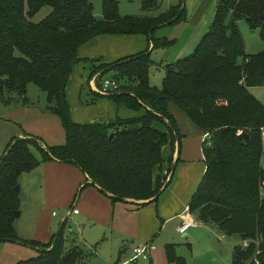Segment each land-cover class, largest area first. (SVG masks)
<instances>
[{"label": "trees", "instance_id": "obj_1", "mask_svg": "<svg viewBox=\"0 0 264 264\" xmlns=\"http://www.w3.org/2000/svg\"><path fill=\"white\" fill-rule=\"evenodd\" d=\"M158 5L157 0L142 2L145 10ZM43 6L51 12L31 21ZM102 10L98 20L90 0H0V96L24 95L28 84H35L46 93L47 110L65 132L63 145L43 147L41 139L25 134L6 146L0 157V242L37 247L36 256L15 264H80L81 248L64 246L65 221L49 244L17 236L13 222L20 208L15 189L19 176L54 159L75 164L112 200L155 201L169 174L161 175L162 149L173 148L181 137L168 111L174 103L207 133L205 171L188 212L199 222L214 223L225 235L239 236L232 264H264V104L249 90L264 85V49L246 53L237 24L244 19L264 42V0H216L209 29L192 53L166 64L161 87L149 82L148 49L101 66L108 68L101 75L110 70L118 74L119 87L108 97L135 111L144 108L145 114L114 123H80L72 117L65 93L79 47L101 34H144L152 49L166 47L171 41L154 32L182 18L185 7L179 0L155 16L121 15L117 0H102ZM164 252L168 264H185L174 243H167Z\"/></svg>", "mask_w": 264, "mask_h": 264}, {"label": "crops", "instance_id": "obj_2", "mask_svg": "<svg viewBox=\"0 0 264 264\" xmlns=\"http://www.w3.org/2000/svg\"><path fill=\"white\" fill-rule=\"evenodd\" d=\"M211 7L210 16L206 17L202 15L203 17H213L216 0L213 1ZM151 48L152 44H149L147 36L144 34H101L81 45L78 49L79 61L73 66L65 89L67 101L74 120L80 123H114L117 119L143 116L145 114L144 108L135 111L127 107L124 103L117 105L108 95L100 93L99 88L101 87L102 81L109 77V75H106L110 74L111 77L115 74L114 71L110 70L101 75L103 70L106 71L108 69L102 68L101 66L135 55L146 49H150L151 54L153 50ZM179 54L170 59H165L163 62H174L181 58ZM94 70L95 73L91 76ZM249 90L264 104V85L250 87ZM170 104L168 111L176 121L181 137L179 143L176 142L173 148L170 145L163 147L161 175L163 177L167 176L169 172L168 176L170 175L172 177L174 168H171V163L174 162V166L177 168L179 166V170L186 173L184 183L181 184L180 177L175 178V182H173L167 194L161 200H158V198L155 201H150V199L112 200L108 194L93 184L87 175L75 164L54 159L41 162L37 167L29 172L22 173L19 177L21 191L24 190V186L22 185L24 180H36V185L31 188L29 185H26L25 191L26 193H38L41 197L37 203L39 207L37 216L29 225V235L23 234L20 238L33 240L41 244H49L55 235L52 228V222L54 221L52 214L54 212L50 211L53 206L66 209V213L61 217L62 222L59 225L60 227L68 217L79 216L83 221L92 222L94 225H112L113 231L120 233L121 231L119 229H122L120 225L124 224V217L122 215H125L126 210H128L134 211L128 219V223L132 227L129 229L131 232L141 233L147 229L148 236L153 235L158 232L156 230L158 221L163 224V222L173 219L179 220L176 225L178 228L182 222V214L188 210L190 198L205 171L202 146L204 140L207 139V135L205 131L195 125L184 111L181 112L177 105L178 108ZM137 126L133 125L130 127ZM154 127L162 131L165 130L164 126L160 123H155ZM25 134L41 139L43 147L44 144L55 146L65 143V132L56 115L47 114L35 106H17L4 111L0 116V157L13 138L23 137ZM261 135L263 139L261 167L264 170V134ZM260 195L264 198V183L261 185ZM32 200L33 202L36 200L35 195ZM73 208H77L78 213H73ZM155 210L156 212L154 214ZM23 212L24 210L21 208L19 218H21ZM143 212L145 213L144 215L142 214ZM189 215L197 222L196 226H191L193 228L201 224L212 225L217 228L214 223L199 222L195 214ZM27 221L29 222V220ZM126 228V231H128V227ZM185 233L184 237H186ZM220 233L225 235L221 231ZM152 240L153 238L151 237L145 241L148 243L151 242L155 246L150 251L149 257L157 250ZM135 245L127 246L124 240L120 243L118 251L120 261L122 250L129 255L130 261L131 250ZM37 253L38 249L36 246L33 247L20 242H0V264H15L20 260L34 257Z\"/></svg>", "mask_w": 264, "mask_h": 264}, {"label": "rangeland", "instance_id": "obj_3", "mask_svg": "<svg viewBox=\"0 0 264 264\" xmlns=\"http://www.w3.org/2000/svg\"><path fill=\"white\" fill-rule=\"evenodd\" d=\"M118 11L121 15H135V16H155L166 11L172 4H176L179 0H157L159 5L151 10L142 8L144 0H117ZM214 0H184L185 12L184 16L179 20L158 27L155 32V37H163L170 40L171 43L162 48H154L150 54L152 61L149 70V82L152 86L161 87L162 78L165 75V67L167 63L163 61L175 57L180 53L181 57H185L192 53L200 38L207 32L212 22L210 16L211 4ZM93 5V15L96 19L103 18L102 0H90ZM50 6H43L32 18L33 22H39L51 12ZM202 15L206 16L203 17ZM241 34L244 39L245 52L254 54L264 49V42L259 36V30H252L244 19L237 21ZM152 49V48H151ZM150 50V49H149ZM241 62V59H239ZM110 74H107L106 76ZM120 82H123L121 80ZM27 99L30 102H24ZM46 93L40 90L35 84H28L25 94L18 96L16 94L5 95V100L0 96V116L8 109H13L20 106H35L39 110L52 114L47 110ZM170 105L176 106L171 103ZM178 108V107H177ZM181 110V109H179ZM182 112V110H181ZM54 115V114H53ZM55 116V115H54ZM264 126V125H263ZM262 134V133H261ZM36 154V153H35ZM171 168H174L173 175L168 176V183L165 190L157 197L161 200L170 189L175 178L180 177L181 184L184 183L186 177L185 172H181L174 162L171 163ZM25 173V172H24ZM20 177V176H19ZM171 177V178H170ZM36 180L26 179L22 185L24 190H20L18 179L20 198V208L24 210L21 218L15 217L13 227L18 237L29 235V225L33 219L36 218L39 211L37 203L41 197L38 193H26V185L30 188L36 185ZM35 195V201L33 197ZM31 206H30V205ZM54 212L53 216V233H57L62 222L61 217L66 213V209H60L53 206L50 210ZM134 212V211H133ZM132 211L126 210L122 229L120 233L113 231L112 225H94L92 222L83 221L81 217L70 216L65 221L63 228L64 246L71 247L77 244L83 251L84 258L80 264H116L119 257V245L124 240L127 246H132L137 243H146L147 239L153 238L152 242L156 245L151 257H139L134 261H129V255L122 250L121 261L119 264H168L164 252V246L167 243H174L176 254L185 259V264H232L231 250L235 244L241 242L238 235H222L214 226L201 224L196 228L191 227L184 233L177 231L178 219L165 221L163 224L158 221L155 234L148 236L147 229L144 232H131L132 227L128 223ZM156 210L154 211L155 214ZM145 214L144 212L142 213ZM19 216V215H18ZM19 219V220H18ZM29 220V222L27 221ZM24 222L23 224H21ZM26 222V223H25ZM124 227V228H123ZM128 227V231L127 228ZM146 233V234H145ZM16 243V242H15ZM125 260H127L125 262Z\"/></svg>", "mask_w": 264, "mask_h": 264}, {"label": "built area", "instance_id": "obj_4", "mask_svg": "<svg viewBox=\"0 0 264 264\" xmlns=\"http://www.w3.org/2000/svg\"><path fill=\"white\" fill-rule=\"evenodd\" d=\"M118 87H119L118 82L115 79L108 77L102 81V84H101V87L99 88V91H100V93L107 95V94H110V93L116 91L118 89ZM261 133L264 134V126L261 127ZM206 135H207V133H206ZM72 212L78 213V209L73 208ZM189 214L190 213L188 212V210L185 211L184 214H182V222L177 228L178 232L185 233L189 227L197 225V222L195 221V219H193V217ZM154 247L155 246L151 242L150 243H148V242L139 243V244L135 245L131 250L130 261H134V260L138 259L139 257H142V258L149 257V253L152 249H154Z\"/></svg>", "mask_w": 264, "mask_h": 264}, {"label": "water", "instance_id": "obj_5", "mask_svg": "<svg viewBox=\"0 0 264 264\" xmlns=\"http://www.w3.org/2000/svg\"><path fill=\"white\" fill-rule=\"evenodd\" d=\"M111 78L112 79H117L118 78V74L117 73H115V74H113L112 76H111ZM25 101H28L27 99H25ZM241 136H245L246 137V134H244V133H241L240 134ZM111 136H113V134H111ZM170 176V175H169ZM168 178L166 179V181L163 183V186L160 188V190H159V192L157 193V195L156 196H154V197H158L164 190H165V188H166V186H167V183H168ZM15 189L17 190V191H19V185H17L16 187H15ZM100 190H102L103 192H105L103 189H100ZM117 199H119V200H123L122 198H120V197H116ZM18 215H19V211H16L15 212V217H18ZM58 232H59V229L57 230V233L56 234H58Z\"/></svg>", "mask_w": 264, "mask_h": 264}]
</instances>
